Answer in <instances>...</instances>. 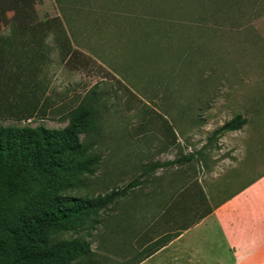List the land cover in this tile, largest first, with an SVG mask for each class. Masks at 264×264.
I'll return each instance as SVG.
<instances>
[{"label":"rangeland","instance_id":"1","mask_svg":"<svg viewBox=\"0 0 264 264\" xmlns=\"http://www.w3.org/2000/svg\"><path fill=\"white\" fill-rule=\"evenodd\" d=\"M18 1L36 22L0 19V122L63 127L90 106L82 138L100 161L69 193L127 190L82 231L93 255L81 264H264L261 248L225 255L209 224L191 237L223 260L179 243L142 263L264 173V0ZM239 114L240 129H220Z\"/></svg>","mask_w":264,"mask_h":264},{"label":"trees","instance_id":"2","mask_svg":"<svg viewBox=\"0 0 264 264\" xmlns=\"http://www.w3.org/2000/svg\"><path fill=\"white\" fill-rule=\"evenodd\" d=\"M30 6L18 0H0V19L7 10L15 9L26 25L34 26ZM77 51H69L68 58ZM37 110L33 107L27 117ZM245 123L239 114L220 129L238 130ZM94 124V110L88 105L76 108L63 127L0 122V264H81L93 255L82 231L127 191L114 189L91 197L69 193L100 161L82 138ZM211 212L182 224L175 237ZM60 231L74 235L52 243L50 236Z\"/></svg>","mask_w":264,"mask_h":264},{"label":"crops","instance_id":"3","mask_svg":"<svg viewBox=\"0 0 264 264\" xmlns=\"http://www.w3.org/2000/svg\"><path fill=\"white\" fill-rule=\"evenodd\" d=\"M208 224L215 226L220 232L221 240L225 242V255L233 258L239 256L242 250L264 249V173L170 243L142 259V263L147 260H160L174 245L180 244L177 247L179 254H191L193 258L205 260H223L225 255L222 251L209 253L196 246L195 239L191 237V233L195 234L194 231L208 227Z\"/></svg>","mask_w":264,"mask_h":264}]
</instances>
